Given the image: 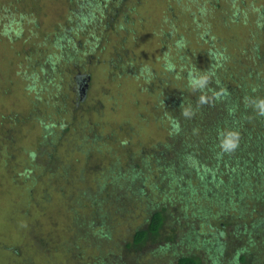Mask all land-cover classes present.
Wrapping results in <instances>:
<instances>
[{"label":"rangeland","instance_id":"1","mask_svg":"<svg viewBox=\"0 0 264 264\" xmlns=\"http://www.w3.org/2000/svg\"><path fill=\"white\" fill-rule=\"evenodd\" d=\"M126 2L127 11H130L128 19L132 23L128 31L133 26L134 37L130 33L128 35L126 33L127 37L121 36L122 32L112 34L115 27L113 23L109 26L104 24V14L112 9L110 0H0V264H93L101 258L106 262L115 260L120 262L117 257L123 256L120 250L121 247L123 248L122 243L132 240V233L135 230L148 227L145 216L146 206L141 204L127 211H117L114 204L106 205V210L103 209L104 215L109 216V219L107 223H103L102 228L99 227L101 224L97 228L109 233L112 241L97 249L95 244L97 239H100L101 231L96 230L93 239L91 237L81 239L78 237L76 227L78 220L97 217L100 213L98 209L103 206L91 205L87 201L77 202L76 195L78 191L96 195L99 190L98 185L106 179H111L109 169H113L117 160H119L118 165L123 166L130 159L138 164L142 161V156L148 155L149 147H153L159 141L161 143L169 141L167 135L171 120L164 116L162 110H153V103H156L158 96L154 98L155 100L146 96L143 89L145 86L141 84L142 72L144 73L142 67L147 65L148 61L151 63L163 50L160 45L163 43L162 37H151L150 34L155 29L161 34L162 26L180 20L194 36L198 39L204 38V41H200L199 49L209 53L214 63H219L222 61V58H219L220 53L221 55L227 53L228 48L218 45L217 37L221 36L218 27H222L218 22L221 24L225 21L224 25L230 27L233 24L232 19L236 16L244 19L245 23L251 24L258 19L261 10L264 11V0H128ZM242 4L244 7L241 6ZM210 6H215L216 10L209 8ZM208 11L212 14L211 18L205 14ZM91 16L94 20L90 18ZM140 23L143 25L141 26ZM250 28L246 31L249 32ZM212 31L214 35L208 40V35ZM48 37H56V39L64 37L62 41L57 40L64 46L62 48L56 47L57 45L50 46L45 42ZM68 37H71L72 41H67ZM235 42L237 47H243L238 40ZM65 51L73 52L78 58L93 57L90 60L93 62L90 64L92 68L84 69L92 75L90 90L96 92L99 89L110 96L112 85L117 98L123 104L117 108L119 115L113 114L108 102L102 98L103 107L97 105L95 108L97 112H93L92 108L82 116L74 115L76 118L81 117V128L72 126V130L63 132L64 139L62 138L51 152L53 159L50 160V166L47 164L48 167L44 170L38 169V181L34 186L25 176V172L28 168L26 160L29 153L40 147L38 137L41 132L35 121L37 118H45L65 124L67 117L63 114L66 113V108L72 110V115L75 113L73 107H70L73 94L68 90L74 85L73 80L77 83L75 75H78V72H73L71 67L63 64L59 59V54ZM177 51L181 52V49ZM229 53H232V50ZM117 57L120 58L119 61L116 60ZM48 60L52 65L58 63L60 67L54 72L53 82L48 81L49 79L45 78L47 75L44 74L43 79L46 80L39 83L43 77L42 69ZM80 62L81 64L77 63L78 67L84 66L83 61ZM107 62H119L123 69L120 67L112 69L111 64L106 73ZM239 64L241 67L237 68L242 70L248 68L243 72L255 75V80L264 84L263 62H257L251 57H241ZM155 67L159 68L157 65ZM234 70L235 68L230 67V70H227L228 75ZM60 78L67 82V85L70 84L68 90L59 82ZM111 80L116 84H111ZM226 82L230 84L232 80L228 78ZM143 95L144 102H141V106L131 108L132 116L136 120L133 124L135 126L129 129L127 122L121 120L123 109L131 100L129 103L126 101L139 100ZM95 101L98 100L89 103L95 104ZM42 103H45V106L40 105ZM63 104L65 107L59 109ZM158 118L164 122L162 128L153 126V121ZM155 123L158 125L157 122ZM118 125L124 129L123 135H118L120 141L126 143L129 140L133 145L134 153L145 149L140 151L141 156H134L131 152L124 154L121 148L109 144L108 147L112 148L109 151L116 150V156L106 154L105 150V153L102 151L99 155L93 151V154H89V165L83 164L81 158L83 159V151L86 149L78 141L81 138L97 137L102 142L108 143L110 137L120 128ZM77 144H79L76 148L78 154L73 150L74 153L70 155L73 146ZM43 163H48V160ZM67 165L70 167L68 168ZM61 171L67 172L65 177L59 175ZM82 172L85 175L83 180L79 181L78 177ZM160 173L152 171L149 178L156 179ZM24 189L27 190L28 196L25 195ZM25 197H28V203L24 201ZM107 198L108 195L101 192L99 202L106 203ZM231 211L230 215H234L235 210ZM261 218H264V215L258 213L257 217H251V222L248 224L258 223ZM204 221L205 219L198 220L199 223ZM242 221L239 217L231 219L229 216L225 231L241 225ZM218 225L216 220L211 222L204 236L218 235L215 230ZM201 243L203 245V242ZM81 245L85 246L81 247ZM64 247L70 252L69 254H65ZM157 247L158 245L150 244L139 252L140 257H137L138 253H136L131 258L129 256L123 258H128V264H176L175 255L180 249H177L175 255L156 254L154 252ZM14 249L19 251L17 257L12 252ZM243 249L246 250L244 254L250 255L252 259L248 264H264V248L260 252L258 245L252 244L249 240L245 242L234 239L230 246L222 251L221 257L220 246L207 247L206 251L213 254L214 264L216 261H220V264H228L232 256ZM197 252L199 254V251ZM201 259V264L210 263L207 255L201 254Z\"/></svg>","mask_w":264,"mask_h":264},{"label":"trees","instance_id":"2","mask_svg":"<svg viewBox=\"0 0 264 264\" xmlns=\"http://www.w3.org/2000/svg\"><path fill=\"white\" fill-rule=\"evenodd\" d=\"M110 1L112 9L106 15L104 14V24L109 26L113 23L115 27L112 34L122 32L121 36L125 37H127L126 33L127 35L133 34V26L128 31L132 24L128 19V12L130 13L129 10L127 11L126 1L128 0ZM241 6L244 7L243 4ZM209 8L215 9V6ZM261 11L258 19L251 24L245 23L244 19L236 16L232 19L233 24L230 27L224 25L225 21L221 24L218 22L222 26L218 27L221 34L217 37L218 45L228 48L227 53L222 55L220 53L219 58H222V61L219 63H214L209 53L199 49L200 41H204V38L198 39L186 28V25H182L180 20L162 26L161 34L156 29L150 34L151 37H162L163 43L160 45L163 50L153 58L151 63L148 61L147 65L142 67L144 73L142 72L141 84L145 86L143 89L146 96L151 99L158 96L156 103H153V110H162L164 116L171 120L167 135L169 141L164 143L159 141L153 147H149L148 155L142 156V161L138 164L130 159L123 166L118 165L119 160H117L113 169H109L111 179H106L98 185L99 190L96 195L85 191H78L76 195L77 202L87 201L91 205L103 206L98 209L100 213L97 217L78 220V227H76L78 237L81 239L82 237L93 239L96 230L101 231L100 239L96 238L97 243L95 242L97 249L112 241L110 234L101 230L103 223H107L109 219V216L104 215L103 209L106 205L113 206L114 204L117 211H127L136 205L144 204L147 209L145 216L148 227L135 230L132 233V240L122 243L123 248L121 247L120 250L123 256L117 257L120 262L118 260L106 262L101 258L93 264H128V258L123 257L131 258L136 253H138L137 257H140L139 252L150 244L158 245L154 252L156 254L173 253L175 255L177 249H180L175 255L176 264H201V254L207 255V259L210 260L209 264H214L215 258L212 253L206 251V248L220 246L221 253L220 251L218 253L221 257L222 251H225L234 239L245 242L249 240L252 244L258 245L260 252L264 248V223L261 224L264 218L260 219L261 223L248 224L252 216L257 217L258 213L264 215V84L257 82L255 75L243 72L248 68H243L244 70L237 68L241 57H251L257 62L264 63V11ZM205 14L209 18L212 17L209 11ZM90 18L94 20L92 16ZM249 27L251 28L248 32L246 30ZM54 32L56 33L57 30ZM213 35L214 31L208 35V40ZM61 39L64 37L57 39L48 37L45 42L50 46L57 45L56 47L62 48L64 45L58 43L62 41ZM236 40L243 47H237ZM67 41H72L71 37H68ZM178 49H181V52L177 51ZM230 50L232 53H229ZM92 58H78L73 52L68 53L67 51L59 54V59L63 64L71 67L73 72H78V75H75L77 83L73 80L74 85L70 90H68L70 84L67 85V82L59 79V82L64 84L69 92L72 91L70 107H73L75 113L72 115V110L66 108V113L63 114L67 117L65 124L52 122L45 118H37L35 121L41 132L38 137L40 147L29 153L26 160L28 168L25 172V176L29 178L32 185L38 181V169L44 170L50 166V160L53 159L51 152L57 143L62 138L64 139L63 132L72 130V126L81 128L80 116L83 113L86 114L92 108L93 112H97L95 110L97 105L103 107L102 98L108 102L110 105L108 107L113 114H116L117 108L123 104L117 98L112 85L110 96L99 89L96 92L90 90L92 75L84 69L91 67ZM116 60L119 61L120 58L117 57ZM48 61V64L45 61L42 81L39 83L46 80L43 79L44 74L47 75L45 78L49 79L48 81L53 82L54 72H57V68L60 67L58 63V65H52L51 61ZM80 61H83L84 66L79 65L78 67L77 63L81 64ZM111 64L112 69L120 67L119 62H107L106 73ZM155 65L159 68L157 69ZM169 65H171L170 68ZM228 65L235 68L229 75ZM120 68L123 69L122 66ZM228 78L232 80V83L226 82ZM111 82V84H116L115 81L111 80ZM143 98L144 95L139 100L126 101L129 103L131 100L123 109L121 120L127 122L129 129L135 126L133 124L136 120L132 116L131 108L140 107L141 102H144ZM92 100L98 101H95V104L89 103ZM39 101L38 99L37 102ZM64 104L61 108L59 106L57 108L62 110L65 107ZM40 105L45 106V103ZM76 114L80 115L79 118L74 117ZM153 122V126L161 128L164 126L160 118ZM123 131V127H120L110 137L108 143L102 142L97 137L94 139L81 138L82 140L80 139L78 143L83 144L86 149L83 151V159L81 158L83 164L89 165L88 158L93 151L99 155L105 150L106 154L116 156V150L109 151L112 149L111 146L121 148L124 154L131 152L134 156L140 157V151L145 149L134 153L133 145L129 140L126 143L120 141L118 135H123ZM109 144H111L110 147H108ZM232 144L235 146L229 147ZM78 146L79 144L73 146L69 154L72 155L73 150L78 154L76 150ZM79 154L82 155V153ZM45 160H48V163H43ZM67 167L69 168L70 165ZM152 171L161 173L156 179H150ZM85 173L82 172L79 175V181L83 180ZM66 174V171H61L59 175L65 177ZM101 192L108 195L106 203L99 202ZM24 193L28 196L26 189ZM62 195L63 193L60 194ZM25 200L28 203V197H25ZM232 209L235 210L234 215H230ZM229 216L231 219L239 217L243 223L226 232L225 225ZM199 219H205V221L199 223ZM215 220L219 224L215 227L218 235L205 237L204 234L208 231L210 223ZM194 221L197 222L194 223ZM98 225L101 228H97ZM164 234L168 235L164 236ZM224 239L227 241L225 242ZM184 247L187 249L184 250ZM245 251V249L237 251L228 264L250 263L252 259L250 255L244 254ZM12 252L17 257L18 249ZM64 252L65 254L70 253L66 247H64ZM218 263L220 264V261H216V264Z\"/></svg>","mask_w":264,"mask_h":264},{"label":"clouds","instance_id":"3","mask_svg":"<svg viewBox=\"0 0 264 264\" xmlns=\"http://www.w3.org/2000/svg\"><path fill=\"white\" fill-rule=\"evenodd\" d=\"M171 67V65H169V68ZM235 145L234 144H232V145H229V147H234Z\"/></svg>","mask_w":264,"mask_h":264}]
</instances>
